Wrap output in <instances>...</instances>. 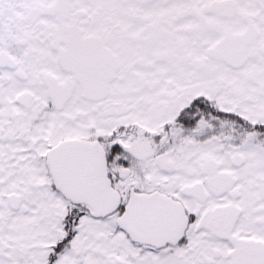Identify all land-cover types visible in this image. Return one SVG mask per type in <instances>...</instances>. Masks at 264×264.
<instances>
[{
  "label": "flooded vegetation",
  "instance_id": "1",
  "mask_svg": "<svg viewBox=\"0 0 264 264\" xmlns=\"http://www.w3.org/2000/svg\"><path fill=\"white\" fill-rule=\"evenodd\" d=\"M251 85L264 0H0V264H264ZM75 140L104 149L113 213L57 188Z\"/></svg>",
  "mask_w": 264,
  "mask_h": 264
},
{
  "label": "water",
  "instance_id": "2",
  "mask_svg": "<svg viewBox=\"0 0 264 264\" xmlns=\"http://www.w3.org/2000/svg\"><path fill=\"white\" fill-rule=\"evenodd\" d=\"M87 148V154L85 155V161H80L78 158L74 160V168H72L73 160L69 162V168L65 166H60V164H65L66 161L62 157L61 149H57L54 156L53 164L57 166L58 174L60 175H72L75 174V182L71 183L67 181L66 178L59 179L62 183V190L66 195L79 196L83 198L85 196L84 192L77 191V188H85L87 193L90 190L91 195L94 193L96 188H101L106 192V199H103L101 202L93 201L91 202L98 210H109L114 204V193L111 189L110 182L107 178L106 173V161L104 156L98 151L94 145L85 146ZM66 151L68 147H65ZM72 148V146H69ZM74 148L78 149V146L75 145ZM90 148V152L88 149ZM71 164V167H70ZM242 264V263H238Z\"/></svg>",
  "mask_w": 264,
  "mask_h": 264
},
{
  "label": "rangeland",
  "instance_id": "3",
  "mask_svg": "<svg viewBox=\"0 0 264 264\" xmlns=\"http://www.w3.org/2000/svg\"><path fill=\"white\" fill-rule=\"evenodd\" d=\"M255 88V87H254ZM258 88V87H256ZM261 99H262V105L261 104ZM261 99L256 96V95H251L250 97V112L252 116H262L264 117V91L263 94L261 95ZM258 106H260L261 109H263V111L261 109H258ZM252 140L253 141H261L262 139H259L258 136L254 135L252 136ZM262 145V143H260ZM256 145H254L255 147Z\"/></svg>",
  "mask_w": 264,
  "mask_h": 264
}]
</instances>
